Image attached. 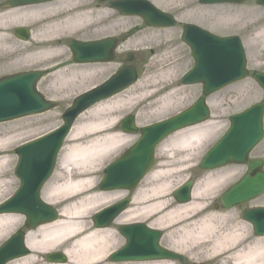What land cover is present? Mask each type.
Masks as SVG:
<instances>
[{
    "label": "rangeland",
    "instance_id": "rangeland-1",
    "mask_svg": "<svg viewBox=\"0 0 264 264\" xmlns=\"http://www.w3.org/2000/svg\"><path fill=\"white\" fill-rule=\"evenodd\" d=\"M149 1L158 8L172 14L175 17L176 25L168 29H150L145 27L139 19L123 18L110 12L106 3H97L95 0H89L90 4L93 6L92 10L95 12L99 11V13L106 11L107 13L98 15L99 21L104 16H107L106 20L96 22L97 16H95L96 18L94 19L93 25H88L82 30L78 28L76 33L72 35L69 34L71 30H66L70 27L61 28L58 30L60 32L57 33L58 38L62 40L61 46L45 48V45H37L38 47L32 49L30 46H27L28 42L22 44V42L14 36L13 30L21 26L28 28V25L12 27L11 30L6 33V40L0 41V76L15 72L48 68L51 73L40 81L38 84V91L46 99L57 104L56 107H54L55 109L44 114L0 124V159L5 158L8 161L4 169L6 175L0 177V183L4 185L3 188H0V203L10 197L18 187V180L13 175V169L17 160L14 148L60 126L63 112L70 106L72 100L77 95L101 84L119 67L125 64L124 59L127 57V54L130 53L129 56H132V61L127 64L135 66L138 79L132 87L127 89L129 92H132L131 96L126 97L128 98L127 101L91 116L88 111L103 103L101 102L83 113L72 125L73 129L75 125L103 123L105 128L111 133L114 132V134L127 137L125 143L115 153L111 154L101 163L96 164L95 170L97 174L94 176L95 189L93 193L99 196V198H107L108 201L98 203V205H96L97 208L95 207L88 218L85 219L87 225L86 230L89 232L100 231L93 229L91 222V217L96 212L120 201L126 196L132 199L128 208L114 219L108 227L109 229L107 230L108 232L110 231L107 240L108 250L104 258L95 264H109L106 260L107 255L122 247L124 239L117 232V226L137 222L146 224L150 227V223L155 221L159 216H163L176 207L178 208V204L173 199L172 192L187 180L192 181L193 188L190 192V200L184 205L195 202V199H193V192L203 178H209L214 184L211 188L203 191L204 195H202V200L199 201L204 203L203 208L197 209L193 213L177 217V219L184 221L182 223L183 225L191 221L198 223L203 218H206L208 221H216V218L223 217V219L230 223L220 226L217 225V233L228 230L235 225V229L240 236L254 238L251 225L242 218V211L253 207H264V192L258 198L242 203L240 206L225 209L221 204V194L240 179L246 170L245 166L229 164L210 172L201 171L197 168L205 152L214 145L227 130L229 126V117L238 114L247 107L264 99L263 91L249 75L245 80L233 84L205 99L209 107L210 118L203 124L210 125L211 129L208 131L207 137L203 138L197 147L182 151L177 146L171 144V139L174 137L171 136L156 146L157 149L154 155L156 163L134 192L128 194L122 191L103 192L99 190L98 184L102 178L104 167L118 158L126 149L133 145L138 138V135L121 132L120 121L122 118L131 115L134 118L136 127H144L175 115L190 106L201 96L200 85L183 86L180 83L181 77L193 65L189 49L181 41L182 27L185 24L196 25L218 36H238L242 41V46L245 51L247 62L246 69L249 74L252 72L264 73V42L262 40H255V34L262 28L264 29V7L257 5L255 2L256 0H249L243 5L210 6L200 5L198 0ZM228 17L231 19L229 18V21H226L225 19ZM258 20H263V23L259 26L254 25ZM137 32H139V34L135 36ZM50 33L51 31L48 32V34ZM120 35L125 36L126 41L115 50V59L113 62L88 64L80 66L77 69H75V67L71 69L73 62L67 46L69 40L77 39L89 41L108 36L118 37ZM49 37L51 36L38 34V41L44 44L43 41L48 40ZM44 50L45 52H50V54H40ZM33 53L35 54L33 55ZM60 72H64L61 74L62 76L57 75ZM158 87H164L166 89L171 88L174 93L172 96V103L161 110H157V102L160 97L151 98L149 100L147 96H145ZM70 134L68 138L66 137L67 139L64 141L58 154L52 176L43 187L42 199L44 201L51 189H57L67 184V173L69 171H76L75 166L67 163V157L72 148L76 145H80L81 147L88 145V143L86 144L87 140H89L88 135H86V139H84L83 142L84 144H82L81 141L77 142L69 138ZM102 135L103 133L101 132L92 136V138H98ZM249 158L259 159L264 162V139L249 153ZM155 173H157L158 176L154 179H149L150 176ZM151 186H162L163 189L158 199L172 202L175 206L165 212L162 210V212L154 215L152 219L145 214L143 215L144 217H138L130 222H121L120 217L124 215L126 211L136 212L139 206H147L158 200L157 198H150V200H147L148 202L142 203L139 206L132 203V200L140 194V191L146 190ZM196 203H198V201H196ZM51 205L56 208L60 214V211L67 204L64 203L63 197L58 195L55 196V202ZM182 206L180 205V207ZM13 216L18 219L19 224L10 229L0 240V244L18 230H22L24 234L23 240L25 245L27 233L33 232L35 236H38V232L35 231L43 226L28 231L24 227V217L20 215ZM190 216L191 218H189ZM168 220L170 221L167 217L163 219L162 227H150L161 231L160 246L183 255L186 260L185 264H219L220 260H214L211 257L207 258L203 256L205 246L201 244V241L198 243L191 242L183 244L180 241L181 236L184 235L182 231L171 234L170 229L172 227H169L171 223H169ZM59 221L62 224H73L77 222V220L63 217L61 214L60 219L56 222ZM198 228L197 225H190L187 227V231L191 234L190 239L198 236ZM80 236V234L75 235L74 239H78ZM37 240H40V238L37 237ZM262 240H264V238ZM69 242L70 241L60 243V246L58 245L59 247H54L41 254L31 252L29 249L30 253L27 257H34L37 262L36 264H50L45 261V255L54 252H63ZM173 262H162V264H180L178 261ZM64 264L76 263L68 259V262L66 261ZM124 264H151V262Z\"/></svg>",
    "mask_w": 264,
    "mask_h": 264
},
{
    "label": "water",
    "instance_id": "water-1",
    "mask_svg": "<svg viewBox=\"0 0 264 264\" xmlns=\"http://www.w3.org/2000/svg\"><path fill=\"white\" fill-rule=\"evenodd\" d=\"M54 0H7L2 7L11 8L24 5L42 4ZM99 3L107 0H97ZM247 0H200L204 5L243 4ZM264 6V0H257ZM123 16H134L151 28H170L175 20L158 10L146 0H117L109 4ZM15 35L22 40L28 38L24 29H16ZM182 41L189 47L194 60L192 70L182 78L185 85L201 84L202 93L208 96L221 88L242 80L248 76L244 50L237 37L221 38L213 36L193 25H185ZM119 38H107L96 42L72 41L70 50L76 63H104L113 60V51ZM45 76L44 72H26L0 78V122L45 113L56 103L45 100L37 91L38 81ZM252 78L264 90V74L253 73ZM136 80L134 67L123 68L101 86L94 88L74 99L71 106L63 114V124L53 132L37 140L18 147L15 152L18 161L14 175L20 186L14 196L0 205V213H16L25 216L27 229H34L41 224L57 220V212L44 204L40 198V190L50 177L58 152L68 135L76 117L98 102L106 100ZM264 101L250 109L229 118L230 127L225 135L205 154L199 168L211 171L229 164H245L248 168L243 179L232 186L222 197L225 208L239 206L252 200L264 191L263 163L250 160L248 154L263 139L262 117ZM210 112L203 98L197 100L182 113L141 128L139 140L120 158L107 166L104 178L99 187L103 191H134L142 178L154 165V149L166 136L208 120ZM121 131L136 134L138 129L134 119L127 117L122 121ZM192 181L178 188L173 197L177 203L190 200ZM129 203L126 198L96 214L92 220L95 228H107ZM244 218L253 224L255 234L264 236V210L251 209L244 213ZM117 231L125 238V246L113 253L112 262L172 260L181 264L185 260L159 246L161 233L150 230L142 224L118 226ZM24 234L17 232L0 247V264L26 256L29 250L24 246ZM48 263L63 264L67 258L62 253H51L45 256Z\"/></svg>",
    "mask_w": 264,
    "mask_h": 264
},
{
    "label": "bare ground",
    "instance_id": "bare-ground-1",
    "mask_svg": "<svg viewBox=\"0 0 264 264\" xmlns=\"http://www.w3.org/2000/svg\"><path fill=\"white\" fill-rule=\"evenodd\" d=\"M91 4L89 0H57L49 4L31 5L3 10L0 12V41H4V39L6 40V33L9 32L12 27L28 25L33 29L30 33V47H38L37 45H45V48L61 46L62 40L58 38L57 35V33L60 32L58 30L61 28L70 27L66 30H71V33L69 32V34L72 35L73 33H76L78 28L82 30L88 25H93L94 19L96 18L95 16H97L95 20L96 22L106 20L107 16L101 18L100 21L98 17L100 14H105L106 11L101 13H99V11L95 12L92 10L93 6ZM110 12L113 13L112 10H110ZM229 18L230 17L225 20L229 21ZM262 23L263 20H258L254 25L259 26ZM49 31H51L50 34H48ZM38 34H44L45 36L51 37H49L48 40L43 41L44 44H42L41 41H38ZM138 34L139 32H137L135 36H138ZM255 40H262L264 42L263 28L255 34ZM45 50L40 54H50V52H45ZM34 54L35 53H33V55ZM73 67L77 69L80 66L73 65L71 69ZM62 73L64 72H60L57 75H61ZM131 94L132 92H129L128 90L124 91L95 106L88 112L92 116L98 114L102 110L118 106L126 102L128 99L126 97L131 96ZM173 94L171 88L166 89L164 87H158L145 96H147V99L149 100L151 98L160 97L157 102V110H161L172 103ZM210 129V125L203 123L202 125L199 124L195 127H191L181 133L179 132L175 134L171 139V144L177 146L182 151L191 150L192 148L197 147L203 138L207 137ZM101 132L103 133L101 137L92 138V136ZM86 135L89 136V140L86 142L88 145L82 147L80 145L74 146L67 157V163L75 166L76 171H69L67 173V184L57 189H51L45 198L47 203L53 204L55 202V196L61 195L64 199V203L67 204L60 211L61 216L77 220V222L73 224H62L59 221L39 228L35 231L38 232V236H35V233L33 232H29L26 235L27 247L31 252L40 254L47 250H51L54 247H59L60 243L70 241L69 244H67L68 246L65 245L67 247L64 248L63 252L66 254L69 261L75 262L76 264H95L104 258L106 251L108 250L107 240L110 231L108 232L107 229L109 228L89 232L86 230L87 225L85 219L88 218L89 214L95 209L98 203L108 201L107 198H99V196H96L93 193L95 189L94 176L97 174V171L95 170L96 164L101 163L104 159L115 153L127 140V137L124 135L114 134V132L111 133L105 128L103 123L75 125L69 138H72L77 142L81 141V143L84 144L83 142L84 139H86ZM7 164L8 161L5 158L0 159V177L6 175L4 169ZM157 176V173L152 174L149 179H154ZM199 183L200 184L193 192V199H195V202L183 206L181 205L182 207L178 204V208L176 207L172 210H170V208L175 206L172 202L158 199L163 189L162 186H151L146 190L140 191V194L132 200L134 205L139 206L142 203H146L150 198H157L158 200L147 206H139L136 212L126 211V213L120 217V221L123 223L130 222L145 214L152 219L154 215L162 212V210L164 212L170 210L163 216H159L155 221L151 222L150 227H162V221L167 217L170 219V221L168 220L169 223H171L169 227H172L170 229L171 234L178 233L179 231L183 232L184 235L180 238V241L183 244L191 242L198 243L201 241V244L205 246L204 257H211L214 260H220L219 264H264L263 238L254 239L249 236H240L235 229V225L228 230L217 233V225L220 226L222 224L230 223L223 219V217L216 218V221H208L206 218H203L198 223H195L194 221L188 222V224L193 222L190 225H197L199 227L198 236L190 239L191 234L187 231V227L190 225H183L182 223L184 221L177 219V217L193 213L195 210L203 208L204 203L199 202L202 200V195H204L203 191L211 188L214 182L206 177ZM3 187V183H0V188ZM196 201H198V203H196ZM189 218H191V216ZM18 224V219L13 215H0V240L10 231V229L16 227ZM78 234L81 236L78 239H74L75 235ZM37 237H39L40 240H37ZM162 262L168 263V261H156L151 262V264H162ZM36 263L34 257H25L11 262L10 264Z\"/></svg>",
    "mask_w": 264,
    "mask_h": 264
},
{
    "label": "flooded vegetation",
    "instance_id": "flooded-vegetation-1",
    "mask_svg": "<svg viewBox=\"0 0 264 264\" xmlns=\"http://www.w3.org/2000/svg\"><path fill=\"white\" fill-rule=\"evenodd\" d=\"M7 0H0V12L1 11H3V10H8V9H3V8H1V6L6 2ZM25 7H27V6H25ZM18 8V7H17ZM30 30L32 31L33 29L32 28H30ZM47 71V70H46ZM49 73V72H48ZM245 210V209H244ZM243 210V211H244Z\"/></svg>",
    "mask_w": 264,
    "mask_h": 264
}]
</instances>
